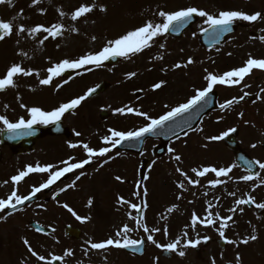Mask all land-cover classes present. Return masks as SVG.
I'll use <instances>...</instances> for the list:
<instances>
[{
    "label": "rangeland",
    "instance_id": "rangeland-1",
    "mask_svg": "<svg viewBox=\"0 0 264 264\" xmlns=\"http://www.w3.org/2000/svg\"><path fill=\"white\" fill-rule=\"evenodd\" d=\"M56 3H58V0H55ZM65 6L62 9L64 12L68 13L65 17L61 18L58 15V12H55V19L56 22L62 23L66 29H70L72 27L77 28L78 32H72V31H65V36L68 38L61 37L59 39V44L63 45L61 46V49H48L45 52V65H41L42 68L39 69V80L45 78V74L47 72V66L49 64L47 63L46 57L51 59V65H55V61L60 59L62 61L63 59H78L80 56L84 55L88 52H96L101 49V47L104 46V42L101 41V38L106 35L109 40L119 37L121 34L125 33L128 30H131L135 28V26H140L143 24L146 20H154L155 22H161L162 18H160L158 15V11L164 10V11H174L178 10L180 8L184 7H192L189 3H195L193 6L197 7L200 6V9H203L206 7L207 3L206 0H136V1H130V0H105L106 3L101 2V0H95L97 4L106 5L108 8V11L105 13L107 15L108 21H105V16L102 14V12L98 13V10L94 11L92 14H89L86 18H81L79 21L73 22L70 19L71 12L75 10L76 7H78L81 3L87 2L92 3L93 0H64ZM212 1V0H211ZM32 0H25V4L21 6L20 11L23 14H28L31 9L30 3ZM188 3V4H187ZM49 6V3L47 4ZM136 8V9H134ZM198 8V7H197ZM58 10V9H57ZM135 15H134V14ZM148 16V17H145ZM104 18L102 19V17ZM143 18V19H142ZM110 21V22H109ZM202 21H204V18L202 17ZM16 36H10L9 40L10 42L14 40ZM92 37H96L95 40L92 39ZM167 43L168 48L160 49L159 45L161 43L165 44ZM12 43V42H11ZM235 43V41H234ZM196 43L193 42L191 39H181V40H172V39H166L165 37H158L156 39V42L153 43V46L150 49H146L144 52L138 54L137 56L132 57L131 59H124L122 57L119 58L120 63H116L113 66H104V68H97L93 66H87L86 68L82 69V72L78 75L77 78H74L70 83L67 85H64L62 87V90H59L61 87L58 88V85H61L65 79L69 80V78H55L52 83V87L55 88L56 95H54L57 98V101H53L52 105L51 102L48 101L46 103V99H44L43 95L38 97V93H42L43 91H46L45 89L39 88L36 90L34 95V100H30L28 103L30 106H39L42 109L45 110H52L53 108L57 107V103L59 100H65V99H72L76 98L78 96L84 95L85 92H87L88 89L92 88L96 83L100 82L102 79H111L115 76V71L117 69H123L124 67L129 71L134 66L143 67L142 71L145 72L146 70L151 72V80L148 82L147 74L144 76L141 75L140 79H127L124 83H122L120 86H117L116 84L113 85L111 90H108L105 92V94L99 95L96 98H93L91 100H85L82 102V104L85 102L86 107L83 108L82 104L81 107H78L76 111H74L71 115V117L68 116L67 119L64 120V122L69 123L71 127L73 125H78L83 120L91 121L92 118H98V113L100 110L105 107L108 108L109 111H113L117 108L124 107L125 105H130L127 100H129L128 95H132L134 93L135 88L137 87V84H142V88H146L145 83L148 84L149 87H151L154 83L159 82L161 80L168 79L169 83L175 84V88H180L182 85H187L190 81H195L194 87L192 92L189 94V91L186 90L184 92H180L177 96L179 97L180 101L186 102L188 98H190L194 94V89L196 88H202L206 86V81L204 80V76L206 75L205 70L207 69V72H211V64H210V57L208 52H204L203 50H199V47L196 45ZM180 52L182 54V62L186 63L187 60L191 57L194 61V63L188 65L187 68H181V69H174L173 65L178 63V58L175 56L174 52L177 47H180ZM236 53V52H235ZM157 55H163V60H155L153 57ZM196 56V58H195ZM153 62H151V60ZM199 59H203L202 62L199 61ZM208 59V60H207ZM44 61V58H43ZM145 61V62H144ZM9 63V60L4 58H0V77H2V74H5V70L7 65L3 64ZM208 67H207V65ZM239 61H237L236 56H232L230 62L225 64V67L223 69H227L231 66H238ZM169 66V68L167 67ZM44 66V68H43ZM148 66L147 68H145ZM9 67V66H8ZM88 68H91L92 70L89 71ZM167 68L168 70L162 71V69ZM256 75V73L254 74ZM18 78V77H17ZM38 80V82H39ZM110 82V81H109ZM264 83V79L262 80ZM17 88V89H16ZM16 88H9L6 91H0V115L7 116L11 121H16L18 119L17 116V107H18V99L17 96L21 95V87L17 83ZM58 88V90H57ZM139 88V87H138ZM52 95L55 92H51ZM171 89H167L166 93H170ZM147 92V89L145 90V93ZM155 92H151L150 94L146 95V98L150 97V95H153ZM14 95L15 98L12 100L10 99L11 96ZM236 93H232V98L235 97ZM25 96H28L25 94ZM160 98H162V95L159 94ZM62 97V98H59ZM225 98V97H224ZM227 98V97H226ZM237 98V97H236ZM257 99V98H256ZM255 99V100H256ZM254 99L246 98L242 100L238 104H234L232 108L227 110L226 112H223L222 110H218L213 112L210 116L206 117L199 126L192 132H190L187 136H184L178 141H175L172 144V147L177 146L178 148L175 149L176 153L179 154L182 157V162L180 163V167L184 168V171L188 172L189 176L191 174L190 169L193 167H206V166H215L217 168L219 167H227L233 164L231 155H226V151L222 149L223 156H220L218 150L211 149L208 146H222V144H213L214 141L211 140L210 137L212 136H219L222 133L228 131L230 128H239L240 129V135L239 140L244 142V146L249 152L253 151L251 145L256 144L257 147L254 149L253 153L257 155V159L261 162H264V151L260 147V142L264 138V93L262 99H257L255 101ZM178 101V100H177ZM245 107V108H244ZM12 110V113L11 111ZM242 109H246L245 116H240V113H242ZM230 111V112H229ZM229 112V113H227ZM26 116H28V113H25ZM129 122L135 121V118L129 115ZM76 122V123H75ZM74 123V124H73ZM142 125V124H141ZM135 127L128 125L127 127ZM140 125L136 124V127H139ZM126 127V128H127ZM125 128V129H126ZM73 129V128H72ZM130 130H133L134 128H129ZM129 129L122 130V131H128ZM202 129V131H201ZM76 130H81V128H78ZM50 141H46L43 144H39L38 148L31 154H27L25 156H14L9 157L8 163L15 162L18 160L20 165H22L21 169H24V166L26 164H30L35 166L37 163L40 165H46L48 162L52 161V158L54 159V156L48 155L44 152L45 150H48V145L52 142L56 144L62 142L59 139H49ZM257 149V150H256ZM74 155H77V152L71 151ZM228 152V151H227ZM69 151H65L62 155H59L60 158L58 159H64V157H74L73 155L69 154ZM229 153V152H228ZM230 154V153H229ZM173 154L169 153V157H171ZM224 155L231 161H228L225 159ZM6 156H9L8 153H6ZM172 161V165L175 168L176 162L174 160ZM8 164L7 162H5ZM46 163V164H45ZM171 165V167H172ZM14 166H3L1 168L0 166V198H5L10 192L13 190V187L10 182L5 184L4 180L7 179L9 176L8 173H14L16 172L13 168ZM120 167L122 168L123 165L120 164ZM129 169V168H128ZM263 176L264 177V170ZM117 172L115 171H109L110 174ZM93 173V171L86 172V175L83 177V179L76 182V189H69L70 192L67 193L65 196V200L63 203L55 202L52 197L54 196L55 192L62 186L61 184H64L66 180L57 183L53 185L52 190L50 192H43L46 197L49 198L48 203H45L44 201H41L39 204H36L35 206H29L21 211L18 215H12V217L1 216L0 217V264H42V262L38 261L35 257L31 256L30 253L25 251V246L23 244V239L27 238L33 248L34 251H36L39 255H44L46 258H50V255L60 253L63 254L66 250H72L73 256L66 257V261L63 262V264H78V263H85V264H110V262L107 260L105 262H101L103 258H101L98 255V252L103 255L104 258H106V251H96V250H90L88 251L87 255H85L84 250L88 248V245L86 244H79V243H72L67 239H64L62 234L60 233V229L58 233L56 234L55 241L48 238H41L38 234L34 232V230L29 226V221L31 219H35L38 221L40 219L41 221H45L51 226H54L56 224L62 225L65 223L70 222L71 224H74L72 218L70 215L67 214L65 210L62 209L63 204L67 203L76 213H89V214H101L100 216L107 217L106 222L110 223V226H114V218L117 213L116 209L119 206L117 204V197L123 196L125 199L131 200L130 194H133L134 190L132 189V186L134 185V182L138 179H133L131 183L127 184L126 178L129 176L133 178V175L131 174H125L123 175L124 183H115L113 181H106L99 179L95 182L90 181L89 174ZM177 172L174 171L173 174L169 173L173 179L177 178L175 176ZM233 173H236L239 176H243L244 174L237 170L236 168L233 170ZM107 174H102L101 177L105 176ZM231 176V175H230ZM170 178V179H169ZM169 178L159 177L157 176V179L152 181L153 186H155V193L154 191L148 196V201L150 208L154 209L163 200H167L169 197V190L173 191L172 189V178L169 176ZM47 179V174L41 175V174H30L24 182L20 183L18 188L19 194H27L31 190L33 186H38L40 183L44 182ZM225 179L229 183L232 181L228 180V178H221ZM183 180V177L180 178V181ZM150 182V181H149ZM148 182V184H149ZM66 183L65 185H67ZM161 184H164L162 186ZM86 187L87 193L94 192L96 194V200L98 201V205L94 206L90 209V207H86V202L88 199H90L89 194L85 193L84 188ZM205 187L207 185L205 184ZM72 190V191H71ZM112 190H114V194H112ZM117 190L120 192L116 193ZM160 194V195H158ZM67 198V199H66ZM201 200H197L194 204L188 206L187 212H185L186 216H192L193 212H195L197 215L203 217L205 215V209L207 207L208 202L202 200V196L200 197ZM38 205H43V208L38 207ZM46 208V209H44ZM118 214V213H117ZM122 215L126 217L127 210H123ZM152 216L151 211L148 212V217ZM108 217L111 219L109 220ZM119 219L116 221V226L121 223L119 220L121 219L120 214H118ZM127 220V219H126ZM160 220H164L163 224L166 226H174L175 230L178 231V235L173 237L171 239V234L168 230V235L165 236L163 234V229H161V232H159V236H163L167 240H170L171 242L177 239L178 237L182 236L179 234L181 233V230L183 229V226H185L186 222L185 220H182V216L180 211L175 212L173 211L171 214L167 215V220L161 219L157 217V212L155 210L154 217H153V224L151 225V228H158L160 225ZM94 218L90 223H88L85 227L87 231H90L93 226ZM155 226V227H154ZM249 228L247 225H240L238 224L236 227L232 229L231 232V238H234L236 236V233L241 232L243 234L242 230L243 227ZM129 227L133 229L132 232L128 233L129 238L135 237V234L137 233L139 236L136 237V239H139L140 233L142 230H135L134 225L132 222H130ZM110 228V227H109ZM210 229H207L205 227L199 226L195 227V229L191 228L192 234L196 236H202L205 232L209 231ZM111 231V230H109ZM156 234V233H155ZM174 234V231H173ZM96 238H100L102 236L101 231L98 229L95 232ZM92 237V236H91ZM93 242H99L102 240H105L107 237H103L100 240H97L95 237H92ZM183 239V238H182ZM58 241V242H57ZM262 246L260 245L257 248H254V252L257 253V255L252 254L248 252V256L245 259V264H264V239L260 240ZM184 243H181L183 245ZM179 250H185L186 253L189 255H185L184 257H180L176 262L171 261H164V259L161 258L159 255V261L158 264H212V260L215 259V264H226L227 260L229 259L228 264H236L235 257L236 255L232 252L226 251L221 252L224 255H220V252L216 250L214 246L209 248L207 252L202 256V261L198 262L195 260V254L196 249L194 248H187L182 249L181 246H178ZM208 248V247H207ZM111 252H118L115 250L109 249L107 251ZM159 254V249H157ZM146 257H143V259H133L130 258L129 255H122V257L127 258H121L117 262L119 264H156L155 257L153 261L150 258V253ZM239 252V251H237ZM236 252V254H237ZM239 254L242 257V264L244 261V257L246 255H243L241 252ZM253 256V257H252ZM89 257L95 258L99 257L97 263H93L89 260ZM260 257L261 260H258ZM129 258V259H128ZM161 258V259H160ZM100 262V263H98Z\"/></svg>",
    "mask_w": 264,
    "mask_h": 264
},
{
    "label": "snow or ice",
    "instance_id": "snow-or-ice-1",
    "mask_svg": "<svg viewBox=\"0 0 264 264\" xmlns=\"http://www.w3.org/2000/svg\"><path fill=\"white\" fill-rule=\"evenodd\" d=\"M11 3V0H0V4ZM41 0H32V4L30 7H34L37 4H40ZM100 11L102 13H106L108 8L106 5L97 4L95 0L92 3H81L78 7L75 8L74 11L71 12L70 19L73 22L79 21L81 18H86L89 14H92L94 11ZM45 9H40V13L44 14ZM58 15L63 18L68 13L63 10H58ZM160 18H162L161 22H155L154 20H146L140 26H137L131 30L126 31L121 34L119 37L107 40L103 47L96 52H88L84 55L80 56L78 59H63L59 63H56L54 66L49 67L47 69L48 75L46 78L40 79L39 84L48 86L53 83L54 78L61 77L65 72L69 70H79L82 68H86L87 66H95L97 68L102 67L104 62L109 60H114L117 57H122L124 59H131L134 56L144 52L146 49H150L153 46V43L156 42L158 37L165 36V34L172 32H180L183 28H185L189 22L193 20L194 17H203L204 24L207 27H202L201 31L204 33H208L209 29L212 31V35L216 38L217 42H219V38L224 33H229L232 31V26L237 21H247V22H257L264 21V13L260 11H256L254 13H246L242 10H220L215 14H211L206 10L197 8V7H184L174 11H158L156 14ZM15 19V18H13ZM16 32L17 35L22 33H27L30 36L35 37L36 34L44 33L43 39L39 41L40 44H43L49 38L55 40L58 37H61L65 31L78 32L79 30L75 27L70 29H66L62 23H53L49 26H45L43 24H38L36 26L29 28H25L23 25L14 26L12 22H5L0 20V41L5 40L6 37H10L13 32ZM93 40L96 37H92ZM261 40H264V37H260ZM160 49L165 48V44L161 43L159 45ZM21 55L26 56L27 53H21ZM230 55V54H229ZM155 60H163V55H157L153 57ZM194 63L193 59L190 57L186 63H176L173 65L174 69L187 68L188 65ZM91 71V68H88ZM168 69H162V71H167ZM253 70L264 71V58H255L249 55V58L244 62L243 66L233 68L229 71L224 72L223 74H214L211 72H207L205 70L206 75L204 76V80L206 81V86L203 88L194 89V95L187 99L186 102L180 103L175 107H170L169 105H165L164 107L169 109L164 114L159 115L158 117H152L148 112L143 111L140 108L133 107L131 105H125L124 107H120L115 109L116 113L120 115H134L136 117H141L145 121L146 124L140 126L136 130L122 131L114 128L108 129V135H105L101 138L102 144L104 146L99 147L98 149L91 147L89 143L86 142H78V143H69L68 147L71 149H83L86 154V158L83 160L77 161L75 157H69L66 160H62L60 165L55 164H47L41 166L37 163L35 166L27 165L26 168L22 171H19L18 174L11 177V181L14 185L13 190L8 194L5 198H0V213H3L6 209H11L12 211L18 210V206L25 205L26 202L32 201L38 193H41L45 189H49L51 186L55 185L58 181H61L67 174L76 173L77 170L79 173L75 175V179L67 184L65 187L59 189L58 192L54 194L52 197L53 200L56 199L61 193L66 192L68 189H74L76 187V182L81 180L86 173L83 171L86 165L92 164L94 161L102 159L100 163V167H104V165L108 164L111 160L115 159V156L109 155L116 149L118 146L122 145L126 141H134L139 140L146 135H157L164 134V130L166 129L169 122H175L177 118H182L185 114H190L193 109H196L197 106H204L209 103V96L213 92V90L217 86H239L245 80V78L253 72ZM33 75L39 76L40 73L38 71L34 72L32 69H26L19 63L11 64L6 70L5 74L0 77V91L7 90L9 88H16L17 82L16 78L19 76L31 77ZM136 72H129L126 74L127 79H132L136 77ZM69 81L67 79L64 80V84H67ZM166 85V81L161 80L159 82L154 83L151 86L152 91H157L162 89ZM59 87H63V84L58 85ZM247 87V85H245ZM95 88H90L85 92L84 95L78 96L76 98L70 99L68 102L61 103L59 106L53 108L52 110H45L41 107L33 106L27 109L28 118L20 117L15 122L11 121L7 116L0 115V124L3 125V128H0V132L6 131L8 133L9 139H17L24 136H31L34 134V126L36 125H49V124H58L65 114H71L76 110L83 101L87 100L94 92ZM137 91H143L142 89H138ZM261 93H264V88L260 90ZM249 95L248 92H244L239 98L233 97L225 101L224 103L219 104L220 110L224 111L232 108L234 104L240 103ZM257 99H262L260 93H257ZM21 107H26L25 105H21ZM240 116L243 117V113H240ZM181 131H184L183 126L178 125ZM190 127V125H188ZM158 130L160 132L158 133ZM236 128H230L228 131L222 133L219 136L210 137L211 140L218 141L227 137L230 133L236 132ZM202 131V129H201ZM173 135L176 136L177 139H180V136L173 131ZM75 135L77 137L81 136L80 132H76ZM184 135L187 136L188 132L184 131ZM252 148H256V144L251 145ZM168 152L173 154L171 159L176 162L175 171L183 177L177 187L186 191L185 182L187 185L197 186L201 184L200 178H206L209 174H214L213 179L208 181V184L212 188H216L219 185L225 184L227 181L221 178H228V180L232 179L230 176L233 173V170L237 167L234 163L227 167H215V166H206V167H193L190 171L195 175L196 179H193L189 176L188 172L184 171L179 165L182 162V157L179 154H175L176 150L174 148H169ZM143 155V153H141ZM155 164V161L152 162ZM249 174L241 176L239 179L245 183L250 181H258L255 183V186L252 188V192H254L257 188L264 186V177L260 175L259 172H254L253 169L255 166H258L259 169L264 170V162L260 160H252L245 161ZM39 173V174H47V179L40 183L38 186H33L31 191L27 195H21L18 193V186L22 181L25 180L30 174ZM148 177L145 176L143 179L138 180L135 184V191L133 192V196L138 199V203H132L130 200L125 199L123 196L117 197V204L119 206L127 205L130 209L135 210L136 215L133 216L131 211L127 213V216L130 220L135 222V230H142L143 233L146 234V240L154 245L157 249H162L166 252L176 253L178 246H181L182 249H187L189 247L196 248L202 242L207 243L210 237H204L203 241L199 238L192 240L187 239L188 232L184 231L182 238L185 240V243L181 245V239L177 238L172 242L161 244L158 243L154 238L155 233L161 232L160 228H149L145 223V211L148 208V189L144 184V181ZM114 179L120 183H124V180L121 176L117 175ZM5 184L8 181L4 182ZM229 196L235 197V192L228 193ZM181 197L178 196L177 199ZM93 204V200L90 198L87 202V206L91 207ZM219 204V198L216 199V204H213L211 201L208 202L207 207L205 209V215L203 217L198 216L195 212H193L190 221V227L195 229L197 225H202L204 227H212L218 224L216 227V231L221 240L224 241L227 245H233L237 248L240 245H248L250 242L256 241L258 236L255 234L256 229L253 228V234L250 236H246L242 239H229L226 237V230L230 227V222L235 223L233 216L239 210L240 213L244 212L245 205L254 206L256 209L264 210V202H257L256 198L251 194H246L245 198L235 199L234 206L228 208V212L231 213L227 216H222L219 212L213 213V209ZM63 208L67 209L69 213H71L76 220L80 222H87L91 219L90 216L81 217L78 215L67 203L61 205ZM38 207L43 208V205H38ZM176 205L169 207L167 209L168 213L173 212L176 209ZM119 210V209H118ZM11 215V212H9ZM167 220V216L163 217ZM37 232L42 231L41 228L36 229ZM55 232V229H52ZM133 229L129 227L128 224H124L122 228L115 232V237L110 236L106 240H102L99 242H93L89 240L88 248L84 250L85 255H87L88 251L96 250V251H107L110 248L115 249H131L133 252H141L143 246L145 244V237L140 239H131L128 236V233L132 232ZM163 234L165 236L168 235V229L165 227L163 229ZM58 242V241H57ZM23 244L27 246L28 252L31 256L35 257L38 261L42 262V264H56V262L63 261L66 257L73 256L72 250H66L62 255H50V258H46L44 255H39L36 251L33 250L29 240L27 238L23 239ZM186 254L185 250H179L178 255L180 257H184ZM156 264H158L159 257L155 258ZM236 264H242V257L237 252L235 257ZM212 264H215V259L212 260Z\"/></svg>",
    "mask_w": 264,
    "mask_h": 264
},
{
    "label": "flooded vegetation",
    "instance_id": "flooded-vegetation-1",
    "mask_svg": "<svg viewBox=\"0 0 264 264\" xmlns=\"http://www.w3.org/2000/svg\"><path fill=\"white\" fill-rule=\"evenodd\" d=\"M207 1H208V10L213 14L217 13L220 10H224V8H226V4H227L226 0H212V1L207 0ZM240 5H241V9L244 12L248 11L249 14L254 13L256 11H260L264 13V9H262V7L264 6V0H242ZM42 7L45 8L46 4H43ZM16 15H17V18L14 20H17L18 26L20 25L24 26L25 25L24 21H28L29 26L27 28L29 29L38 24L49 26L55 23L53 19L54 13H48L47 15H44L41 13L23 14L22 12H20V13H17ZM9 21L10 20L6 19L5 22H9ZM197 26H198V23L194 27L189 29L186 35L182 39L184 38L187 39V37H192L193 39H195L198 33L200 32L201 28L203 27L202 26L201 28L198 29ZM242 27H243L242 29L240 30L237 29L232 35V36H235V35L237 36L238 34H240L242 38L238 39V41L241 40L242 42L239 45L232 47V45L227 44V45H223L219 47H214L211 49L210 62L212 64V67L214 69H217L220 74L224 72L225 69L223 68L225 67L226 63L228 64L230 62L232 56H236V59L237 61H239L240 65L244 64V62L249 58V55L255 58H264V40L260 39V37H264V21H257V22H252V23L249 22L247 24H244ZM12 35H16L17 40L14 41L15 48L11 50L15 53V55L12 54L10 58L14 62L21 64L26 69H32L34 72L36 71L39 72V69L42 68L41 65L46 64L45 63V52L47 51V48L48 49L59 48L60 50L64 42H62V44H59V39L61 37L68 38L65 36V33H64L61 37H58L55 40H53L52 38H49L43 44H40L39 41L43 39V36L45 35L44 33L36 34L35 37H33V36L28 35L27 33H22V34L17 35V33L14 31ZM172 40H181V39L175 38ZM166 48L169 49L168 45H166ZM180 49H181V46L177 47L174 52L172 51V53H174L175 56L178 58V63L182 62V54L178 52V50L180 51ZM21 53H27V55L24 56V55H21ZM43 58H44V61H43ZM46 60H47V63L49 64V66H47V69H48L49 67H52L53 65H51L50 58L46 57ZM150 60L151 62H153L152 59ZM147 67L148 66H146L145 68ZM167 67L169 68L168 65ZM142 68L143 67L134 66L129 71L125 67L123 69H117L115 71L114 78H111V82H110L111 85L107 86L106 90L107 91L111 90L114 84H116L117 86H120L122 83H124L127 80L126 74L129 72L137 73L136 77L132 79H140L142 74L144 76L147 74L146 81L148 80L149 82L152 77L151 72L146 70V74H145V72L142 71L143 70ZM76 73H77V70L74 72V77H70V79L68 80L69 81L68 83H70L72 79L75 78ZM38 77L39 76L33 75L31 77L19 76L17 78V83L21 87V95L19 93V95L17 96V99H18L17 114L19 115L18 118L23 117L24 111L28 109L29 107H31L28 102L30 100H34L35 92L37 89L40 88ZM256 78L258 79V77ZM108 79L109 78H107V80ZM62 84L63 86L67 85L64 83ZM135 84H137V87L135 88L134 93L132 95H128L129 100H127V102L133 107H137V108L142 109L143 111L148 112L149 115H151L152 117H157L159 115L164 114L166 111H168L169 109L164 107L166 104L169 105L170 107H175L178 104L182 103V101L180 100L177 101V97H172L170 99L166 98L165 95H166L167 87L159 90V93L162 95V99H158L157 91H152L151 87H149L147 83H145L146 88H142L143 85L140 83H135ZM166 85H167V82H166ZM246 85L247 87H245L244 85L242 87V90L252 91V93L255 95L259 93V91L255 87L256 85H259V84L255 83V84H246ZM43 87H47V88H44L46 91L42 92L43 97L44 99H46V103L50 101L52 105L54 100L57 101V98L54 96L56 95L55 88L52 87V84L48 86H43ZM260 87L261 89L263 88L262 86ZM48 89H51V92H55V93L52 95V93H50V90ZM138 89H142L143 91H137ZM146 89H147V92L144 93ZM59 90H62V87ZM218 90L221 91L220 94H221L222 100H225L226 97L229 96L230 91L228 88L224 87L222 89L219 88ZM151 92H155V93L153 95H150V97L146 98V95L150 94ZM25 94L28 96H25ZM11 95L12 94H10L9 96ZM13 96H11V98H13ZM39 96L41 95L38 93V97ZM59 98H62V97H59ZM69 100L70 99H65L63 101L59 100L57 105L59 106L61 103L68 102ZM21 105H25L26 107L22 108ZM37 107L39 106L37 105ZM79 107H81V105ZM82 107L83 108L86 107L85 102L82 104ZM103 109L104 108H102L100 112L98 113L99 119L92 118L90 122L85 120V123L81 126L82 137H84L85 135L92 134L93 136H92L91 142L95 143L96 147L104 146L102 144L101 138L109 134L108 129L110 128H114L117 130H123L128 125L136 126V124H138L141 126V124L144 125L147 123V121H145L143 118L136 117L134 115H130V116L134 117L136 122L132 120L129 122V119H130L129 115H120L119 113H116L115 111H112V112L107 111L106 113L103 114ZM69 117H71V115H69ZM67 118H68V114H65L62 120L64 121V119H67ZM80 124L81 123H79L78 125H73L72 128L77 129ZM67 128L70 130L71 125H69ZM49 137H46V138L43 137L39 139L38 142H42ZM161 145H162V142L159 140H146L143 143H141L140 141H134V142H131L129 145V148L131 149L123 148V150H121V149L116 148L113 151L119 152L116 154V156L120 153L124 154L123 159L127 161V164H128V167H126L125 170L127 173L133 175L134 178L138 176L140 165L145 164L146 165L145 176H147L148 177L147 179L149 180H155L157 179V176L167 178V173H168L167 171L168 162L163 161V155L158 154L159 153L158 147ZM173 148H177V146ZM166 149H167V146L164 148V150H162L163 154L165 153ZM141 153H143V155H141ZM74 157L79 158L78 156H74ZM153 161H155V164L152 163ZM161 185L164 186V184H161ZM193 189L194 188L192 186L189 189L187 198L185 199L189 203L191 201L195 202L198 199L197 197H200L201 195H203L204 190L202 188H200L198 191H195V193L191 194L190 192ZM197 192L199 193V196L197 195ZM228 193L230 192L227 190H220L218 194H214L212 192L211 194H209V195H212L213 202H214L213 204H216V199L219 198V204H217V206L213 209V213L219 212L222 216H227L231 214L227 211L228 208L231 207V200H232V196H229ZM240 196H241L240 193H236L235 197H240ZM256 200L257 202H260L259 199H256ZM255 213H256L258 222L259 223L264 222V210H257ZM152 222H153L152 219L149 220V223H152ZM216 227H218V224L216 226L205 227V228L216 230ZM229 233H230V227L226 230V237L229 235ZM211 234H212V240L214 241L219 240L218 233L215 234L211 232Z\"/></svg>",
    "mask_w": 264,
    "mask_h": 264
},
{
    "label": "water",
    "instance_id": "water-1",
    "mask_svg": "<svg viewBox=\"0 0 264 264\" xmlns=\"http://www.w3.org/2000/svg\"><path fill=\"white\" fill-rule=\"evenodd\" d=\"M96 93V92H94ZM155 137H163V138H166V134H157V135H154ZM168 137V136H167ZM170 137V136H169ZM228 142V145L229 147L234 151L235 153V157H236V161L239 163V164H245V161H250L243 153L242 151L240 150L237 142L235 141L234 139V135L231 136V138L227 141Z\"/></svg>",
    "mask_w": 264,
    "mask_h": 264
}]
</instances>
